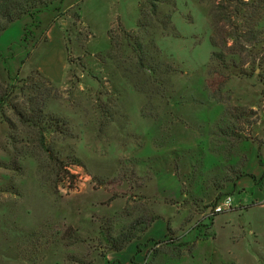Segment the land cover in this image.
Segmentation results:
<instances>
[{
  "label": "rangeland",
  "instance_id": "rangeland-1",
  "mask_svg": "<svg viewBox=\"0 0 264 264\" xmlns=\"http://www.w3.org/2000/svg\"><path fill=\"white\" fill-rule=\"evenodd\" d=\"M248 2L62 0L7 25L0 264H112L109 237L143 216L164 222L169 239L150 240L141 264H264V191L232 186L264 158V0ZM220 4L229 17L215 28L209 12ZM239 5L247 21L233 16ZM55 18L67 56L64 74L53 65L59 79L36 68ZM38 108L40 128L57 121L44 131L51 158L16 114ZM169 173L180 184L173 208L150 189ZM225 195L232 207L212 213Z\"/></svg>",
  "mask_w": 264,
  "mask_h": 264
},
{
  "label": "crops",
  "instance_id": "crops-1",
  "mask_svg": "<svg viewBox=\"0 0 264 264\" xmlns=\"http://www.w3.org/2000/svg\"><path fill=\"white\" fill-rule=\"evenodd\" d=\"M63 23L64 21L62 19L57 20L55 18L46 28L44 41L45 44L41 55L43 53L44 54L42 56L40 55L41 60L36 65V68L40 73L48 76L51 79L60 78V74H57L53 71V65H56V71H62V74H64L63 71L67 56L61 39ZM253 149V154L257 153V150ZM257 156L256 158H252L250 160L243 174L234 180V183L232 184L233 188H236L242 192L246 188L250 189L253 187V189L256 190L255 194L257 195H260L262 191H264V158H257ZM250 171L255 172V174H251ZM179 188V181L173 173L158 175L157 182L150 185V189L154 191L155 195L160 196L165 195L166 193L165 196L168 199V202L162 201V199H160L161 202L159 200V203H161L163 206L167 205L168 203L172 208L180 205L174 196L176 193H179ZM154 212H157V210H154ZM163 223L164 222L162 221H155L152 219L145 230L137 233L134 239L127 242L121 249L113 250L112 252L108 251V253L105 254V258L108 261H114L112 264H141L149 252L150 240L153 239L154 246L157 247L159 243L166 242L169 239L166 237L167 231L164 232V227H162ZM165 226L168 231L173 228L170 225ZM155 229L162 232V237L159 240H155L151 237L153 234L152 231Z\"/></svg>",
  "mask_w": 264,
  "mask_h": 264
},
{
  "label": "trees",
  "instance_id": "trees-1",
  "mask_svg": "<svg viewBox=\"0 0 264 264\" xmlns=\"http://www.w3.org/2000/svg\"><path fill=\"white\" fill-rule=\"evenodd\" d=\"M248 1L249 0H238V3L241 5L242 4L247 5L248 3H250L251 5V2H248ZM61 2L62 0H0V34L7 28V25L11 21L19 20L25 15L29 16L31 19H34L37 13L47 10L49 8H51L52 10H59L60 8L59 6ZM151 7H152V10H154L152 4H151ZM241 10H243V12H241ZM141 12H142V9H141ZM209 15L211 18V23L213 27L215 26V28L221 20L227 21V18L229 17L227 8L223 9L221 7V4H220L219 9H218V6H216L214 10L209 12ZM143 16H144V13H143ZM233 16H237L241 18L243 17L244 21H247L248 14L246 13L244 6L239 5L236 8V11H234ZM142 25H143L142 23L141 24L139 23L138 28L141 27ZM124 33L128 37V32L124 31ZM129 33H132V32H129ZM135 37H136L135 47H137L139 50L141 49V46H142L139 40V34H137ZM212 44L214 46H217L214 39H212ZM216 55H218L217 57H222L218 52L212 51L210 54V59L212 60L214 56ZM137 58H138L137 60L138 63L141 66H143L142 57L138 56ZM220 59L222 60V58ZM4 96L5 94H3L0 97L1 103L3 102ZM13 108L16 109V107L14 106ZM16 114L18 115V117L22 118L23 122L28 123L27 125H31L34 128H38L40 136L36 140L37 142L36 144L38 145L39 148L42 149L44 153L47 154L48 158H51V155L53 154V149L52 147L48 145V142L44 137V131L47 128H50L53 125H55L57 121L55 122L54 118L48 117L47 120L50 121L51 124L48 126L41 125V128H42L41 129L39 126L40 125L39 122L41 123L42 121H44V117L42 121L39 119V117L42 116L41 108H38V110L36 109V112L30 111V115H27V116H25V114L21 110L16 111ZM236 177H240V175ZM153 218L154 217L147 219L143 216V217L134 219L132 222L128 224L126 233L120 234L119 236H117L116 239H113V240H112V237H109V240H110L108 241L109 248L114 249V250L121 249L127 242L133 239L135 235H137V233L145 230L147 225L152 221Z\"/></svg>",
  "mask_w": 264,
  "mask_h": 264
},
{
  "label": "built area",
  "instance_id": "built-area-1",
  "mask_svg": "<svg viewBox=\"0 0 264 264\" xmlns=\"http://www.w3.org/2000/svg\"><path fill=\"white\" fill-rule=\"evenodd\" d=\"M232 207V200L230 195H225L222 197L220 202L216 203L212 208V213L217 214L226 210H229Z\"/></svg>",
  "mask_w": 264,
  "mask_h": 264
}]
</instances>
